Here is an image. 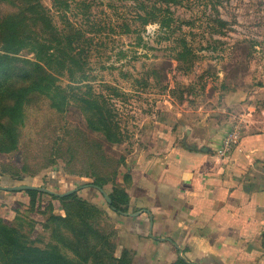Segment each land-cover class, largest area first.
<instances>
[{
    "label": "rangeland",
    "instance_id": "obj_1",
    "mask_svg": "<svg viewBox=\"0 0 264 264\" xmlns=\"http://www.w3.org/2000/svg\"><path fill=\"white\" fill-rule=\"evenodd\" d=\"M8 23L29 45L5 56ZM262 129L264 0H0V174L29 177L0 186L116 188L191 133L220 150ZM50 196L0 198V264H118L103 199Z\"/></svg>",
    "mask_w": 264,
    "mask_h": 264
},
{
    "label": "crops",
    "instance_id": "obj_2",
    "mask_svg": "<svg viewBox=\"0 0 264 264\" xmlns=\"http://www.w3.org/2000/svg\"><path fill=\"white\" fill-rule=\"evenodd\" d=\"M196 138L191 133L187 144L126 170L115 186L126 197L123 211L110 216L115 255L127 254L130 264H264V129L243 133L224 155ZM72 188L100 208L95 195L106 204L91 185Z\"/></svg>",
    "mask_w": 264,
    "mask_h": 264
},
{
    "label": "trees",
    "instance_id": "obj_3",
    "mask_svg": "<svg viewBox=\"0 0 264 264\" xmlns=\"http://www.w3.org/2000/svg\"><path fill=\"white\" fill-rule=\"evenodd\" d=\"M171 1H172V3H175L176 0H171ZM159 24H160L161 27H165L164 26V21L160 22ZM4 33H5V43H4L5 45H4V48H2V51L4 52L5 56L8 55V54H18V52H20L24 47H26V45H29L28 44L29 42L26 40V39H29V38L27 36H25V33H22L23 35H19V30L14 29L13 26H11V24H9V23L7 24V26H5ZM19 37H21V38H19ZM37 45L38 44L33 43L32 44V49L35 50L33 47H37ZM45 50H46V48H45ZM47 50L50 51L51 48H48ZM180 55H181V53H177V56L178 57ZM4 67H5V69H4L5 71L9 70V69H7V65H5ZM41 81L42 80H39L35 84L34 88L36 90L38 88H41L42 89ZM26 91L27 90H25L24 92H22L21 90L18 91V95H17L18 96V99H17L18 101L14 104V106L11 109H7V112L8 113H14V116L13 117H10L11 120H13V119L19 120L20 119V113H21L22 104H23L21 98L23 97V95H24V93ZM93 129H95V128H93ZM239 143H240V138H239L238 144ZM49 170L61 171V168H60L59 165H56L54 167H48V168L43 169V171H49ZM2 176H4V175H1L0 174V177H2ZM34 176H30V177L33 178ZM5 177H7L11 181H16V182H22L25 179L29 178L28 176H26L25 178H23L21 176H15L14 177V176H10V175L5 176ZM90 185H92L94 187L101 188L104 191L106 190L105 187H107V184H101V183L93 182V181L90 183ZM20 193L21 194L23 193V194H25V196L27 198H30L31 204H32V208H34V210L37 209L36 207L39 208V206H40L38 204L40 202V200H38L37 197H39V199L42 196H44V197L47 196L48 197V194H44V193H40V192H36V191H20ZM106 194L108 195V197L111 200L110 205L109 206L107 205V207L111 211H115V212H117V211H120V212L123 211V209L120 208V205H124L125 204V201H126V197L123 194V192L117 190L116 188H114L113 191H111V192H107L106 191ZM50 197L52 199H57V200H60V201H63V200L69 199V198H75V200L78 203L92 205L90 202H88V201L80 198L76 193H73V194H71L69 196L62 197V198L53 197V196H50ZM93 205H95V204H93ZM95 206L97 207V205H95ZM117 263L118 264H130L127 254L124 253L121 257H119V260L117 261ZM174 264H182V263L176 262Z\"/></svg>",
    "mask_w": 264,
    "mask_h": 264
},
{
    "label": "water",
    "instance_id": "obj_4",
    "mask_svg": "<svg viewBox=\"0 0 264 264\" xmlns=\"http://www.w3.org/2000/svg\"><path fill=\"white\" fill-rule=\"evenodd\" d=\"M91 187L95 188L96 190H98L100 192V194L104 198L106 204L109 206L110 203H111V200L108 197V195L104 192V190H102L101 188H98V187H94L92 185H91ZM0 191H2V192L36 191V192H40V193H44V194H48V195H53V196L58 197V198H62V197H66V196H69V195L77 192L78 189L69 190L67 192L58 194V193H53V192H51V191H49V190H47L45 188H42V187L21 185V186H14V187H3V186H0Z\"/></svg>",
    "mask_w": 264,
    "mask_h": 264
},
{
    "label": "built area",
    "instance_id": "obj_5",
    "mask_svg": "<svg viewBox=\"0 0 264 264\" xmlns=\"http://www.w3.org/2000/svg\"><path fill=\"white\" fill-rule=\"evenodd\" d=\"M239 133L237 131L232 132L227 138L222 148L221 155L228 153L232 147L236 146L239 142Z\"/></svg>",
    "mask_w": 264,
    "mask_h": 264
}]
</instances>
